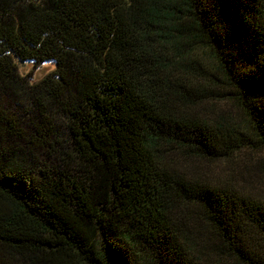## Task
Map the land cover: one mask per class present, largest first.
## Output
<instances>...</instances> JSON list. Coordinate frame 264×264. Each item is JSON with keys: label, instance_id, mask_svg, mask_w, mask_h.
Masks as SVG:
<instances>
[{"label": "trees", "instance_id": "trees-1", "mask_svg": "<svg viewBox=\"0 0 264 264\" xmlns=\"http://www.w3.org/2000/svg\"><path fill=\"white\" fill-rule=\"evenodd\" d=\"M1 97L0 264H264V0H0Z\"/></svg>", "mask_w": 264, "mask_h": 264}, {"label": "rangeland", "instance_id": "rangeland-1", "mask_svg": "<svg viewBox=\"0 0 264 264\" xmlns=\"http://www.w3.org/2000/svg\"><path fill=\"white\" fill-rule=\"evenodd\" d=\"M54 68L53 64H44L40 67L34 68L32 65H22L21 66V74L22 75H31L32 79L37 81L41 79L45 74L50 72ZM0 102L2 105L10 110L12 114H18L16 111V106L11 103L8 97H1ZM217 107L220 109L233 110L234 113L241 119V116L238 114V109L234 104H225L220 103L217 104ZM201 111V105L198 107ZM248 154V153H247ZM252 159H247L244 162H240V168L243 170L244 175L246 176V180H241L239 183L243 186L247 194H249L252 198H255L260 201H264V170L259 164V160L261 158L260 154H250ZM176 164H182L184 169L188 170H196L201 168V162L190 160V159H182L181 157H177L175 160ZM216 168V167H214ZM219 169H216V172ZM193 212H195L198 216L201 215V210L198 207H193ZM201 217V216H200Z\"/></svg>", "mask_w": 264, "mask_h": 264}]
</instances>
